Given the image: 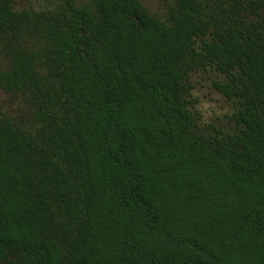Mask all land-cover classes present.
I'll return each mask as SVG.
<instances>
[{
    "label": "trees",
    "instance_id": "16d2710c",
    "mask_svg": "<svg viewBox=\"0 0 264 264\" xmlns=\"http://www.w3.org/2000/svg\"><path fill=\"white\" fill-rule=\"evenodd\" d=\"M0 59V264H264V0H0Z\"/></svg>",
    "mask_w": 264,
    "mask_h": 264
},
{
    "label": "rangeland",
    "instance_id": "374dc122",
    "mask_svg": "<svg viewBox=\"0 0 264 264\" xmlns=\"http://www.w3.org/2000/svg\"><path fill=\"white\" fill-rule=\"evenodd\" d=\"M53 0H15L16 7H47ZM143 6L154 16L164 19L171 0H140ZM0 67L2 61L0 59ZM223 77L213 70L197 72L191 75L193 89L191 98L194 99L193 110L199 115V126L202 129L219 128L225 132H232L236 125L233 120L234 104L218 93L213 86L214 82H223ZM4 99L0 91V100ZM10 104V105H9ZM5 107H14L13 103H5Z\"/></svg>",
    "mask_w": 264,
    "mask_h": 264
}]
</instances>
